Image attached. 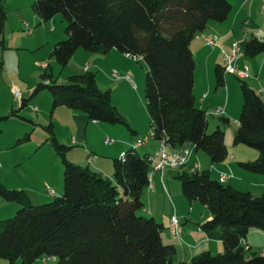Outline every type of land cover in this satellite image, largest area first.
<instances>
[{
  "label": "trees",
  "instance_id": "1",
  "mask_svg": "<svg viewBox=\"0 0 264 264\" xmlns=\"http://www.w3.org/2000/svg\"><path fill=\"white\" fill-rule=\"evenodd\" d=\"M32 10L42 23L58 15L66 22V38L56 42L49 54L61 69L78 49L100 55L116 50L145 63L144 94L152 140L170 148L190 145L194 152L205 153L211 164L226 160L223 130L218 125L208 133L206 112L195 104L196 63L190 46L208 22L227 19L229 0H34ZM4 18L0 0V36ZM239 45L245 56L264 55V37L251 36ZM50 70L47 64L32 96L46 90L52 110L65 107L91 121L128 128L111 103L110 90L99 89L94 73L84 70L68 76L65 83H57ZM214 74L216 86L224 87L223 66L216 65ZM239 81L242 105L232 142L255 150L258 157L238 166L264 176V100ZM25 106L22 99L16 110L11 109L1 119L18 116ZM219 120L229 124L223 116ZM44 129L64 166L63 191L51 202L34 205L22 190H9L0 182V198L17 203L19 208L12 218L0 220V261L173 264L176 249L163 243L164 227L138 214L143 207L141 197L149 186V155L141 156L135 147L126 150L113 159L110 180L66 161L71 147L57 140L52 123ZM177 171L183 196L198 202L211 215L201 230L223 247L214 256L207 251L198 254L190 264H264V255L247 256L241 246L250 231H264V194L221 184L208 170L182 167Z\"/></svg>",
  "mask_w": 264,
  "mask_h": 264
},
{
  "label": "rangeland",
  "instance_id": "2",
  "mask_svg": "<svg viewBox=\"0 0 264 264\" xmlns=\"http://www.w3.org/2000/svg\"><path fill=\"white\" fill-rule=\"evenodd\" d=\"M33 2L34 0H1V9L5 18L2 25V36H0V40L4 42V47H0V113H4H1L3 115L0 114V116H6L11 109L16 110V108L19 107L15 102V97L13 98L14 94L13 96L11 95L13 90H17L21 94L22 99L26 100L27 105L19 110L18 116L0 119V182L5 186H14L15 184L26 186L27 188L25 187L24 191L27 192L26 195L29 194V201L34 205H41L51 202L55 197L61 195L63 191L62 176L64 166L61 157L55 152L54 148L47 140L48 134L44 129V126L49 124L52 102L51 96L46 90L42 91L47 93L50 99L47 98L46 100L48 101L46 102L41 101V105L34 103V99L38 94L32 96L35 86L41 82L40 75L43 69L40 64L50 65V73L53 79H56L57 83H65L68 76L81 74L87 68L89 72L95 74L97 85L101 91L110 90L111 103L124 117L129 129L124 125H109L107 126L109 130L107 132H102L100 128L105 127L106 124L94 122L91 138H94L93 143L94 146H96L95 150L98 148L99 151L97 152H101L102 156L105 154L107 156L112 155L117 152L118 147V144L114 146L111 144L106 145L103 142L104 137L116 141L117 136H120V138L125 136L128 145L125 147L124 152L148 137V140L143 144L145 145L144 147L140 145L142 148H136V151L141 156L147 152L145 148L149 143V152L153 154L151 152L156 142L150 138L149 115L146 109L144 94L146 75L145 63L143 61L138 63L135 59L125 56L116 50H112L106 55H100L87 53L82 49H78L69 60L66 67L61 69L54 58H49V54L55 42H59L66 38L64 33L66 22H64L59 15L47 23L40 22L39 18L32 10ZM262 5L263 3L260 8H257L253 17H249L252 28H259V31L257 30L255 32L257 35H254V37L258 39L264 37V31L262 29L264 23V13H261ZM239 22L240 21H238V23ZM25 23L29 25L30 32H26L25 28H23ZM113 72H116L117 80L113 79ZM239 80L240 79L234 75L226 74L225 81L228 83L227 88L221 87L224 88L223 92H218L214 96L210 93L208 99H203L205 102L204 104H201L199 97L196 96V107L200 108L201 106V110L206 112L208 133L213 132L219 125L224 132V142L226 148L228 147L227 149L244 147L241 145H234L232 142V134H234L238 127L237 121L235 120L239 117L242 105ZM243 82L246 83V81ZM228 88L230 92L229 107L237 113V117H230L229 124L223 125L220 124L219 120L221 116L213 115V113L217 108L225 107V103L227 102L226 91ZM28 89H31V91H26ZM238 98L241 99L240 109L234 105ZM59 125L61 124L57 121L58 130L61 129ZM8 136H17L14 138V142L11 146L5 140ZM62 144L65 143L63 142ZM184 146L187 147L189 145ZM169 150L170 148L168 147L167 151ZM249 150L251 153H257L255 150ZM74 153H77L75 162H78L74 165L82 167H87L88 165L87 168L92 172L94 171L91 159H87V155L84 156L78 152ZM66 154L65 160L68 161ZM192 155H194V152L191 149V157L189 158L190 163L192 162L190 160L194 158ZM198 155L201 159L202 157H207L203 152H199ZM91 156L93 157V155ZM229 156L230 154H228L226 160L221 164L228 162ZM237 162L239 161H234L232 164L235 169L238 167ZM221 164L210 163L209 165L215 167ZM110 166L111 170L109 169L107 172H112V165ZM187 166H189V164H187ZM53 168L59 169L57 176L59 185L57 189L56 185L51 182L49 183L50 180L47 182L49 185L44 184L47 178H56L53 174ZM45 171H48L50 174L47 175ZM176 171L177 170L166 168L164 173H166V176H172L177 175ZM215 174L213 172L211 173L213 179H216ZM232 181L233 180H231V182ZM249 188L248 190L251 192H256L257 190L253 186ZM10 189L13 188L11 187ZM54 189L58 191V196L54 193ZM48 190L53 193L50 194ZM241 190H247V188ZM258 191L263 193L264 189H258ZM42 197L44 199H42ZM184 199L187 202V206H189V201L185 197ZM18 209L17 203L6 202L0 198V220L12 218ZM138 214L143 215L141 211L138 212ZM143 216L148 217L147 215ZM193 218H197L195 212H192L190 221L195 223ZM185 225L187 227L192 226L190 223ZM166 237H169L168 234ZM220 251L221 246L217 249L215 244H212L210 249L211 255H217L221 253ZM249 255L248 253L247 256ZM1 262L10 264L8 261L4 260ZM55 263L56 262L52 260L46 263L38 260L35 264ZM13 264H20V260L15 261Z\"/></svg>",
  "mask_w": 264,
  "mask_h": 264
},
{
  "label": "crops",
  "instance_id": "3",
  "mask_svg": "<svg viewBox=\"0 0 264 264\" xmlns=\"http://www.w3.org/2000/svg\"><path fill=\"white\" fill-rule=\"evenodd\" d=\"M229 1L231 4V10L227 19L222 23L208 22L204 32L201 35L196 36V38H194V40L191 42L190 48L196 63V69L194 71V85H193L195 104L197 103L196 96L199 97L200 103L204 104L205 103L203 101L204 95L206 96L204 99H208L210 93H212V96H214L218 92H223L224 90V88L217 87L215 85V74H214L215 66L216 65L222 66L221 50L228 52L231 49L233 43L235 42L239 43L243 40L250 38L251 36L254 37V35H257L255 34V32L257 30L259 31L258 27L256 29L254 27L252 28L251 20L249 17H253V15L256 13L257 8L261 7V4L264 2V0H229ZM238 21L240 22L238 23ZM245 23H248V25L246 26ZM262 29L264 31V23L262 25ZM26 32H30V27ZM211 35H216L218 37V41L215 46L208 45L201 38V36H211ZM0 47H4V42L3 45ZM236 65L239 70H244L245 68L247 69L248 78L243 79V81H246L247 85L252 90H254L258 95H260L261 98L264 100V96H262V94L260 93L261 90L264 91V55H258L255 57H248L242 55L237 60ZM227 86L228 83L225 81L224 84L225 89L227 88ZM26 91H31V89H28ZM226 94H227V102L225 103V107L224 108L222 107L221 109H223L224 111L223 117L227 118L230 121L229 118L230 117L234 118L237 115V113L229 107V101H230L229 88L226 91ZM11 95L13 96V93ZM47 98L50 99V96L48 97L47 93L41 92L37 95V97H35L34 103L37 105H41V101L42 102L48 101L46 100ZM240 100L241 99L238 98V100H236V104H234L236 107H239L238 109H240V105H241ZM3 117L4 116H0V119ZM49 117H50L49 123L53 124L54 133L57 140L60 143L64 142L67 146L71 147V149L66 154V157L70 163L72 164L78 163L75 162L76 161L75 156L77 153L74 152H78L79 154H82L84 156L87 155L86 156L87 159L88 158L91 159V163L94 168L93 172L103 177H106L110 180L113 179L112 172H107V171L109 169L111 170L110 165H112L113 159L119 158L123 155L124 149L128 145L125 136H122L121 138L120 136H117V140L113 144H111L113 146L118 144L117 152L109 156H107L106 154L102 156L101 152L99 153L97 152L99 151L98 148L97 150H95L96 146H94L93 143L94 138H91V132L93 131L94 128V121L89 120L88 117L82 113L72 111L65 107H58L53 110L51 109ZM57 121H59V123L61 124L59 125V127L61 128L59 130L57 129L58 127ZM235 121H237V125H238V117L237 120ZM107 126L109 125L106 124L105 127H101L100 130L102 132L104 131L107 132L109 130L107 129ZM15 137L17 136H10V137L8 136L6 137L5 140L11 146V144L14 142ZM105 138L107 137L103 138V142ZM155 142L156 145L153 146V151L151 153H154L161 145L159 141H155ZM149 145L150 143L146 145L145 149L147 152L144 154L151 155L149 152L150 149ZM144 146L145 145H142V147ZM142 147L138 146L136 148L139 149ZM246 148L247 147L244 146L243 148L237 147L233 149H227L228 154H230L228 162L223 164L219 163L221 165H217L215 167L209 165L211 162L207 155H206L207 157H202L201 159V157L198 155L199 152L193 151L194 155L192 156H194V158L192 157L193 159L190 160L192 162L191 163L188 162L189 166L186 167L189 168L192 167L194 164H197L199 165V168L201 170H208L211 178H212L211 173L212 172L214 174L216 173L215 174L216 179L218 173L229 174L233 178L230 179L227 182V184H229L234 189L238 191L251 192L250 190H248V188L253 186L257 190L256 192H251L252 194H256V195L264 194V192L262 193L261 191H258V189H264L263 176L245 172L239 166L236 169L232 166L234 161H239L237 162L238 165V163L254 161L257 159L258 157L257 153H251V151ZM91 155H93V157ZM58 172H59L58 168L57 169L53 168V174L56 176V178L54 179L47 178L45 180V183L44 182L43 183L45 185H49L47 184V182L50 180L49 183L51 182L54 185H56V189H57L59 185V180L57 177ZM177 173L178 171H176V174ZM46 174L49 175L50 173L47 171ZM176 176L177 175L166 176V173L163 172L162 174L156 173L151 177L149 182L151 188L150 189L147 188L141 197L143 203L141 213L143 215H147L148 217L153 218L156 222L160 223L164 227V231L161 235L163 243L172 244L176 249V255L174 257L173 264H190L191 259L197 256L198 254L206 251L210 253L212 244H215V247L217 249L219 248V246H221L220 252L223 251V247L219 240L208 239L205 236L204 232L201 230V226L205 222L210 220L211 215L198 202H189V206H187V202L181 193L180 184ZM231 180L233 181L231 182ZM6 187L9 189L12 187L13 189L16 190H22L24 195L27 194V192L24 191L26 186L15 184L14 186L6 185ZM246 188L247 190H241ZM56 189H54V193H56V196H58V191ZM28 195L26 196L29 199ZM42 199L44 198L42 197ZM192 212H195V215L197 217V218H193L195 223L190 222ZM172 217H176L180 223L181 231L179 238L173 237L169 232V224H170V219ZM189 223L192 224L191 226L192 228L187 227L185 225V224L188 225ZM167 234L169 237H166ZM244 242L248 246L249 249L248 253H257L264 255V231H257V230L250 231L249 234L246 236ZM0 264H5V263L0 261Z\"/></svg>",
  "mask_w": 264,
  "mask_h": 264
},
{
  "label": "built area",
  "instance_id": "4",
  "mask_svg": "<svg viewBox=\"0 0 264 264\" xmlns=\"http://www.w3.org/2000/svg\"><path fill=\"white\" fill-rule=\"evenodd\" d=\"M261 13H264V2L262 5V9H261ZM245 25L247 26L248 23H245ZM24 28L27 31L29 29L28 25L25 23L24 24ZM201 38L210 46H215L217 41H218V37L216 35H211V36H201ZM243 55L241 47L239 45V43L235 42L232 44L231 49L226 52L221 50V57H222V66H223V70H224V74H229V75H234L237 78L243 80L248 78V73H247V69L245 68L244 70H239L237 68L236 62L237 60ZM42 69L46 68V64H40ZM87 70V68L85 69V71ZM112 77L117 80V74L116 72L112 73ZM260 93L262 94V96H264V91L261 90ZM13 94L15 97V102L17 105L20 106L21 104V100H22V96L21 94L17 91V90H13ZM206 96H203V99ZM224 111L223 109L219 108L217 110H215V112L213 113V115L216 116H223ZM152 133L150 132V138L152 139ZM148 140V137L145 138L144 141L142 142H138L134 145V147H138L140 145H143L146 141ZM115 141L111 138H105L104 139V143L106 145H110L113 144ZM160 146L159 148L151 155H149V182L151 177L156 174H162L164 172V170L166 168H170V169H174V170H178L182 167H186L188 162H189V158L191 157V149L189 146L185 147L182 146L180 148H171L169 151H167V148L169 147L168 145H166L164 142H160ZM190 169L193 170H199V166L197 164H194L192 167H190ZM232 178L231 175L226 174V173H218L217 176V180L219 183L221 184H227V182ZM148 188L150 189V183ZM48 192L50 194H52V191ZM180 231H181V226L180 223L178 221V219L176 217H172L170 219V224H169V232L170 234L175 237V238H179L180 236ZM241 246L243 248L244 251H248V246L245 244L244 240L241 241Z\"/></svg>",
  "mask_w": 264,
  "mask_h": 264
}]
</instances>
